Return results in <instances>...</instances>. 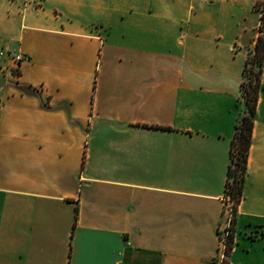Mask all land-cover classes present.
<instances>
[{"label":"crops","instance_id":"1","mask_svg":"<svg viewBox=\"0 0 264 264\" xmlns=\"http://www.w3.org/2000/svg\"><path fill=\"white\" fill-rule=\"evenodd\" d=\"M256 1L0 0V264H219ZM260 79L228 264H264Z\"/></svg>","mask_w":264,"mask_h":264},{"label":"trees","instance_id":"2","mask_svg":"<svg viewBox=\"0 0 264 264\" xmlns=\"http://www.w3.org/2000/svg\"><path fill=\"white\" fill-rule=\"evenodd\" d=\"M254 7L260 11L259 33L256 37L253 51L248 54L243 68V79L240 83L242 108L230 141L229 163L225 180V192L235 202L233 226L227 242V255L232 248L237 206L242 197L252 140L253 120L261 89L260 76L264 63V0L256 1ZM224 264H228L227 259H225Z\"/></svg>","mask_w":264,"mask_h":264},{"label":"built area","instance_id":"3","mask_svg":"<svg viewBox=\"0 0 264 264\" xmlns=\"http://www.w3.org/2000/svg\"><path fill=\"white\" fill-rule=\"evenodd\" d=\"M44 0H26L28 3H34L36 6H41ZM205 2H211L212 0H204ZM0 54H6L8 58L12 60L13 65L11 67L7 66L9 69V74L12 77L17 76V71H19V66L23 61H26L28 57L20 52L6 51L2 50ZM234 206L235 202L229 197L225 192L223 196V205H222V215L223 221L218 227L217 230V251L216 259L219 264H224L225 259H227V242L228 236L231 232L233 226V217H234Z\"/></svg>","mask_w":264,"mask_h":264}]
</instances>
